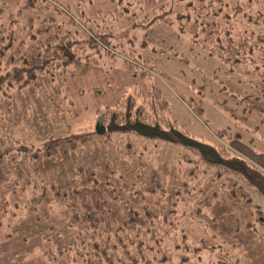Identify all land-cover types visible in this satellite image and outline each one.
I'll return each mask as SVG.
<instances>
[{"label": "trees", "instance_id": "trees-1", "mask_svg": "<svg viewBox=\"0 0 264 264\" xmlns=\"http://www.w3.org/2000/svg\"><path fill=\"white\" fill-rule=\"evenodd\" d=\"M112 1L109 14L83 0L0 7L4 106L12 105L14 92L26 108L24 92L37 96L52 87L58 95L92 73L97 97L106 98L107 90L114 96L99 110L105 131L95 143L97 164L82 151L88 133L52 136L39 148L18 141L0 148V211L10 212L8 225H16L7 235L18 233L19 225L43 229L53 264H264L257 228L264 212L254 198L264 196V171L234 154L223 130L209 142L172 120L170 101L151 79L164 74L150 56L164 50L150 26L177 23L193 43L226 64L246 66L262 86L264 12L249 16L251 29L236 34L219 10L192 15L186 5L188 11L171 20L174 10L159 5L162 12L149 20L131 9L133 0ZM124 19L123 29L115 21ZM124 133L170 142L177 157H153L145 142L131 141L115 147L116 159L103 158L101 142ZM45 203L71 212L63 230L50 218L55 209L44 212Z\"/></svg>", "mask_w": 264, "mask_h": 264}, {"label": "rangeland", "instance_id": "rangeland-1", "mask_svg": "<svg viewBox=\"0 0 264 264\" xmlns=\"http://www.w3.org/2000/svg\"><path fill=\"white\" fill-rule=\"evenodd\" d=\"M61 1L67 3V0ZM83 2L86 4L91 2L103 14L111 13L115 6L112 0H83ZM143 2L133 0L131 9H135L142 16L146 15L149 20L152 18L150 15L152 12L154 14L162 12L155 9V6L159 5H164L166 10H174L168 15L171 20L176 17L175 12L186 13L188 11L186 5L189 6L192 15L219 10V17L226 15L228 18L223 25L230 27L236 34L251 29L249 16L264 12V0H144ZM5 6L9 5L0 0V7L5 8ZM90 8L91 4L88 9ZM222 18L217 17L223 21ZM126 19L116 20L115 23L124 29L127 25ZM150 30L164 49L150 55L153 56L154 66L164 74L153 75L151 79L156 89L170 101L172 120L195 137L204 138L209 142L217 139L215 132L223 130L226 134L222 140L229 145L234 154L247 159L264 171L263 80L262 89L260 78L248 73L246 66L226 64L217 56L208 54L200 45L193 43L186 32L182 33L177 23L172 25L163 22L154 23L150 26ZM117 58L118 64L124 62L122 57L117 56ZM123 78L121 77L122 80ZM96 81L97 76L92 73L81 82L73 83L70 90H63L58 95L53 93L52 87L40 91L37 96H32L26 91L24 93H27L29 98L28 104H25L26 108L23 107L18 92H14L12 105L9 106L11 111L8 106L0 102V148L4 149L15 141L39 148L52 136L88 133L89 142L82 151L84 154L89 153L90 162L99 163L101 157L94 151L96 141H102L100 139L102 134L97 130V126L103 124V116L100 115L99 110L103 109L104 103L114 96L107 90L106 98L97 97L93 88L97 85ZM48 93H52V98L47 99ZM122 93L124 92L120 91V94ZM256 104L260 108H257ZM198 107L202 108L199 112ZM230 134L236 136L231 139ZM111 139V143L108 144L101 142L102 150L105 152L102 154L103 158L109 154L108 159L111 161L117 158L113 153L115 147L131 141L135 144L145 142L153 157H161L165 160L169 156L177 157V147L167 141L165 144L158 139L150 140L133 133H124L121 136L113 134ZM254 198L260 203L257 204L264 212V196L257 194ZM53 205L42 204L43 210L46 214L52 215L56 210L54 216L50 218L60 221L63 230L71 212L64 211L57 203L54 207ZM10 216V212L5 214L0 211V264H53L43 245L41 234L43 229L40 228L38 233L37 227L25 224V226H17L20 230L18 233L7 235L16 228V225L10 223L8 225ZM257 228L259 234L264 236V222L258 223Z\"/></svg>", "mask_w": 264, "mask_h": 264}, {"label": "crops", "instance_id": "crops-1", "mask_svg": "<svg viewBox=\"0 0 264 264\" xmlns=\"http://www.w3.org/2000/svg\"><path fill=\"white\" fill-rule=\"evenodd\" d=\"M2 1H4L7 5H9L8 7L5 6V8H9L10 6H11V7L17 6V4H18L21 0H2Z\"/></svg>", "mask_w": 264, "mask_h": 264}, {"label": "water", "instance_id": "water-1", "mask_svg": "<svg viewBox=\"0 0 264 264\" xmlns=\"http://www.w3.org/2000/svg\"><path fill=\"white\" fill-rule=\"evenodd\" d=\"M98 127V132L103 133L105 131V127L103 126H97Z\"/></svg>", "mask_w": 264, "mask_h": 264}]
</instances>
